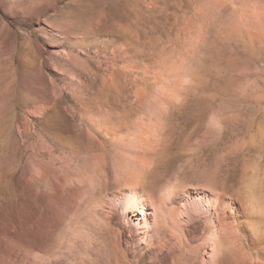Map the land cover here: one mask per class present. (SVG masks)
<instances>
[{
	"label": "rangeland",
	"instance_id": "rangeland-1",
	"mask_svg": "<svg viewBox=\"0 0 264 264\" xmlns=\"http://www.w3.org/2000/svg\"><path fill=\"white\" fill-rule=\"evenodd\" d=\"M161 118L147 181L239 200L264 242V0H0V264H83V213ZM90 165L102 184L58 199L36 251L39 188L56 177L66 193ZM107 230L109 264H135ZM199 242L169 264H200Z\"/></svg>",
	"mask_w": 264,
	"mask_h": 264
},
{
	"label": "bare ground",
	"instance_id": "bare-ground-1",
	"mask_svg": "<svg viewBox=\"0 0 264 264\" xmlns=\"http://www.w3.org/2000/svg\"><path fill=\"white\" fill-rule=\"evenodd\" d=\"M162 121V118L157 120L143 132L140 128V135L132 136L134 138L128 143L135 150L123 146L126 149L121 153L125 154L127 164L115 171L113 179L117 190L108 196L107 201L100 200L97 205L99 210L109 213V220L106 221L99 210L83 213L87 226L73 233L74 240L79 236L83 242V264H109L107 228L117 229L119 243L125 235L122 240L135 264H169L176 252L192 241H200L203 248L200 264H264V242L247 220L246 210L239 200L205 188L184 189L169 185L164 191L157 192L147 181L152 163L149 150L159 144ZM35 167L33 176L36 181H42L45 174H50L45 163ZM85 170L82 177L75 178L78 181L74 186L70 185L66 193L63 192V178L62 182L53 177L48 191L39 188L32 234L36 251H41L51 238L52 211L58 199L64 202L65 199L69 201L87 195L102 184L93 165ZM223 239L232 252L227 258L222 256Z\"/></svg>",
	"mask_w": 264,
	"mask_h": 264
}]
</instances>
